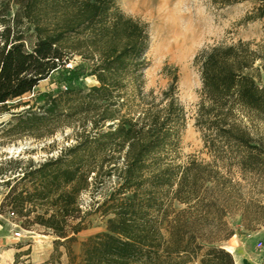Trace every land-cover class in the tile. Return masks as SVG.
<instances>
[{"label": "trees", "instance_id": "1", "mask_svg": "<svg viewBox=\"0 0 264 264\" xmlns=\"http://www.w3.org/2000/svg\"><path fill=\"white\" fill-rule=\"evenodd\" d=\"M252 1L248 19H264V0ZM148 38L147 25L115 0H0V105L32 92L55 72L59 80L55 89L35 97L39 111L29 106L19 112L10 129L27 134L72 119L81 127L75 142L56 157L9 160L17 176L14 184L5 181L9 190L0 213L8 208L28 216L41 208L20 226L51 230L73 262L70 245L85 228L78 195L90 186L92 174L103 172L116 177L115 189L102 202L112 217L105 232L83 243L80 264H184L193 257L200 264H234L232 254L200 230L215 190H221L220 171L208 162L179 165L163 157L177 142L184 111L176 74L158 102L144 101ZM74 56L81 62L67 66ZM259 59L264 62V52L242 41L213 46L195 58L202 80L197 124L214 133L208 135L210 148L235 151L238 166L248 171L264 164V142L239 124L235 111L264 121V85L257 81L264 63L254 67ZM84 76L96 83L74 87ZM174 203L184 207L177 210Z\"/></svg>", "mask_w": 264, "mask_h": 264}, {"label": "rangeland", "instance_id": "2", "mask_svg": "<svg viewBox=\"0 0 264 264\" xmlns=\"http://www.w3.org/2000/svg\"><path fill=\"white\" fill-rule=\"evenodd\" d=\"M119 8L127 15L139 19L147 25L148 46L144 52L141 76V92L144 101L152 97L158 102L162 92L168 87L174 74L177 75V98L184 111V122L177 142L163 152V157L175 164L183 165L190 159L203 163H212L222 177L221 190H215L214 205L211 214L200 227L201 233L208 238L217 239L214 243L225 248L242 244L247 238L255 239L264 231V164L256 170L241 169L234 153H221L217 148L207 144L209 134L197 124L199 105L202 100V80L195 58L202 51L217 45H231L239 41L248 42L250 48L264 52V19H248L255 6L252 0L227 3L226 0H115ZM16 6L12 7V13ZM80 63L81 58L74 56L67 66ZM260 59L254 67L263 64ZM262 71V70H261ZM57 73L40 81L32 92L7 102L6 107L0 105V193L3 196L9 186L5 181L14 184L9 160L20 159L34 162L56 157L60 151L75 142V133L80 130V121L49 122L41 130L21 133L11 130L15 124L16 114L29 106L39 111L41 102L35 97L42 92L55 89L59 80ZM264 85V76L257 79ZM92 76L81 77L74 87H87L95 84ZM129 98L135 93L128 92ZM29 101L28 105L23 102ZM135 103L142 104L138 100ZM136 107V110H139ZM6 108V109H5ZM125 108L122 109V112ZM239 124L246 128L252 136L264 142V121L235 111ZM72 124H76L73 128ZM75 126V125H74ZM89 127L90 124L86 123ZM216 146L219 140L215 139ZM208 145V146H207ZM97 175V174H96ZM89 178L90 186L78 195V208L83 217L85 228L76 235L70 247L74 255L71 262L66 247L55 244L57 237L39 225L22 228L20 224L31 220L36 212L28 216L8 214L5 208L1 213L3 225L2 236H7L8 253L0 246V264H80L83 243L90 237L106 231L107 219L111 213L105 214L102 202L116 187V177L100 175ZM184 207L174 203L175 209ZM24 213V212H23ZM17 223L18 227L14 224ZM15 231L21 236L16 238ZM232 236L227 237L228 234ZM2 237V241L4 240ZM256 240V239H255ZM5 241V240H4ZM255 242V241H254ZM247 241L250 246L255 244ZM4 249V250H3ZM229 252V251H228ZM201 254V253H200ZM199 258H192L184 264H200Z\"/></svg>", "mask_w": 264, "mask_h": 264}, {"label": "crops", "instance_id": "3", "mask_svg": "<svg viewBox=\"0 0 264 264\" xmlns=\"http://www.w3.org/2000/svg\"><path fill=\"white\" fill-rule=\"evenodd\" d=\"M2 195L0 193V202L2 200ZM2 217L0 213V218ZM2 229L3 225L0 222V246L3 245L5 248L6 253H8V250H11L8 248V242L6 241L7 236H2ZM2 237H4L2 241ZM256 239V240H255ZM247 238L242 244L231 246L229 249H227L233 256L234 264H264V231L261 232L260 235L256 236V238ZM247 241H255L254 243L257 244L258 242H261L262 245L260 247H254L247 244ZM4 250V249H3Z\"/></svg>", "mask_w": 264, "mask_h": 264}, {"label": "built area", "instance_id": "4", "mask_svg": "<svg viewBox=\"0 0 264 264\" xmlns=\"http://www.w3.org/2000/svg\"><path fill=\"white\" fill-rule=\"evenodd\" d=\"M8 214L11 215V216H14V213L11 212V211H9ZM14 225L18 227L17 223H15ZM14 236H15L16 238L20 237V236H21V232H20V231H15V232H14Z\"/></svg>", "mask_w": 264, "mask_h": 264}]
</instances>
